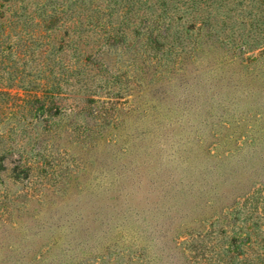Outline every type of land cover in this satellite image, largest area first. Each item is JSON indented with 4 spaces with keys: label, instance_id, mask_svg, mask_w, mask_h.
<instances>
[{
    "label": "rangeland",
    "instance_id": "1",
    "mask_svg": "<svg viewBox=\"0 0 264 264\" xmlns=\"http://www.w3.org/2000/svg\"><path fill=\"white\" fill-rule=\"evenodd\" d=\"M247 236L264 0H0V264H263Z\"/></svg>",
    "mask_w": 264,
    "mask_h": 264
},
{
    "label": "trees",
    "instance_id": "2",
    "mask_svg": "<svg viewBox=\"0 0 264 264\" xmlns=\"http://www.w3.org/2000/svg\"><path fill=\"white\" fill-rule=\"evenodd\" d=\"M60 9L59 8H56V11H58ZM164 27L162 26L159 31L157 33L154 34V31L153 30H147V34H148V40L149 42L153 45V47L156 49V50H159L161 49L167 39H168V34L166 33H163L162 32V29ZM142 33V32H140ZM37 101L39 102L40 99H37ZM42 102V101H41ZM44 105V104H42ZM41 105V108H43L44 106ZM45 110L47 112H50V113H58L59 112V108L58 106L55 104V102L53 101H50L48 102V105H47V108H45ZM249 235V234H248ZM243 245L245 246V254L248 255V252H250L251 248L254 247L255 245H258L260 248H261V252L258 253V255L256 256L258 261L259 262H262L264 264V243H260V242H256V241H252L251 238L249 236H247L246 238L243 239ZM234 244L236 245V241L234 242ZM239 247V246H238ZM256 250H253V252H255ZM252 256V255H250ZM249 256V258H250ZM247 257V260L250 262V261H253L252 258L249 259ZM253 264V263H252Z\"/></svg>",
    "mask_w": 264,
    "mask_h": 264
}]
</instances>
